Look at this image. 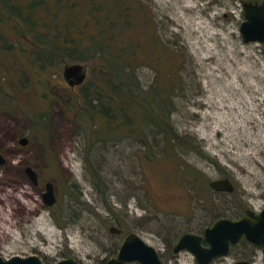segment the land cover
<instances>
[{
  "label": "rangeland",
  "instance_id": "obj_1",
  "mask_svg": "<svg viewBox=\"0 0 264 264\" xmlns=\"http://www.w3.org/2000/svg\"><path fill=\"white\" fill-rule=\"evenodd\" d=\"M96 1L114 16L118 9L127 12L118 19L120 36L136 45L133 52L124 45V63L134 70L141 93L155 89L172 101L169 120L181 143L144 125L141 109L129 111L131 124H121L122 115L112 125L88 117L82 90L97 92L106 104L111 95L90 64L81 87L71 88L62 75L71 62L57 59L53 83L45 85L39 80L48 72L23 63L26 51L0 49V150L15 151L20 134L31 142L0 166V208L10 205L7 192L14 183L42 199L41 185L17 177L22 161L34 162L41 179L53 182L56 196L55 205L41 206L36 217L30 212L20 224L16 220L10 234L0 237L2 256L37 253L55 264L70 255L83 264H106L108 249L122 238L110 226L152 241L197 229L201 220L204 227L220 214L264 207V43L242 39L246 0ZM39 13L40 24L52 18L47 9ZM63 15V23L78 18ZM15 28L0 24L19 46ZM96 29L92 24L86 31ZM221 177L230 178L233 191L209 186ZM259 257L256 264H264Z\"/></svg>",
  "mask_w": 264,
  "mask_h": 264
},
{
  "label": "trees",
  "instance_id": "obj_2",
  "mask_svg": "<svg viewBox=\"0 0 264 264\" xmlns=\"http://www.w3.org/2000/svg\"><path fill=\"white\" fill-rule=\"evenodd\" d=\"M83 2L84 0H63V2L31 0L26 4H19L0 0V12L8 11L9 16H30V35L37 46L30 60L34 66L39 63L40 66L47 67L57 56L71 63L87 66L90 64L93 73L105 78L111 90L109 104L101 101L97 92L90 95L82 90L79 94L85 103L83 107L87 110L85 112L88 117L99 116L100 120L104 119L102 123L108 119L112 125L116 123L118 116L122 115L121 124H131L129 111L141 109L144 125L152 124L160 133L165 134V139L169 137V140L181 143L175 136L169 120L172 101L168 97H158L162 92L155 89L144 90L142 94L137 88V82L134 81V70L124 63L126 61L124 45L129 43L131 52L136 45L133 41L123 42L120 36L119 29L123 27V23L118 19L127 12L118 9L115 12L117 16H114V12L99 1ZM46 9L49 10L48 16L52 18L47 20V23L40 24L36 16H44L39 12ZM70 11L73 12L72 15L67 14ZM63 13L68 16H75L78 13L76 15L78 18L74 22L63 23L60 17L64 16ZM92 24L96 26V31L87 32V27ZM37 28H42L43 31H37ZM102 94L105 95L104 92ZM153 97L158 98L153 99ZM123 101H127L131 107H126ZM78 111L84 114L82 108Z\"/></svg>",
  "mask_w": 264,
  "mask_h": 264
},
{
  "label": "flooded vegetation",
  "instance_id": "obj_3",
  "mask_svg": "<svg viewBox=\"0 0 264 264\" xmlns=\"http://www.w3.org/2000/svg\"><path fill=\"white\" fill-rule=\"evenodd\" d=\"M246 2H251L253 4H258V5L264 4V0H246V1H243L242 2L243 13H244V3H246ZM7 20H9V21H7ZM29 20H30V16H7V18H5L4 16H0V24H3V23L8 24V22H10V25H14V26L17 25V27L15 28V32L18 36H21V38L19 39L21 41V44L19 46H16L19 43L17 41H15V39L14 40L9 39V37L7 35H5L3 33V31L0 29V49L3 52H8V50H10L11 48L18 47L19 50L21 49L20 51H22V52L26 51V52H23V55H24L23 63L26 62L28 65H31L30 60L32 58V54H34L33 51L36 49L37 46L35 45L34 41L31 39ZM15 21L17 23H15ZM37 31L41 32L43 30H42V28H40V29L37 28ZM55 58L56 59H53L50 61L51 63L48 64L47 67L46 66L42 67L39 65V63L35 64L36 66H34V64L31 65V66L37 67L38 70L43 69L44 71L48 72V76L45 75L44 79L39 80L40 82L45 83V85L46 84L52 85V83H53L52 78L54 77L55 74H54V71L51 68V66L56 64L57 59H60L59 57L57 58V56ZM61 60H62V58H61ZM87 67H88L87 65H84V68L86 71V76H87V70H86ZM86 76H85V79H86ZM21 79H23V78H21ZM85 79L83 80L82 83H79V84H75V85H69L68 83L67 84L71 88H75V87L79 88L84 83ZM20 84H22L24 86L25 81L21 80ZM46 93H48V90L44 93L43 97L46 96ZM0 97H2V95H0ZM1 106L2 105H0V107ZM3 110H5V109H3ZM21 138L26 139L25 143H22L20 141ZM14 143L16 144V150L14 151L13 149H9V152H11L13 154L7 155L9 152L7 153V152L0 150V166L2 164H8L9 165V162L7 160L8 156L14 155L18 151L23 150L31 142H30L28 135L25 134L23 136V134H20L18 136V138H16V141ZM33 164H34V162H30V161L23 162L22 161V163H21L22 166L20 167L21 173L16 174V175L18 178L29 180L32 183V185L36 188L39 185H41L43 188L41 191L42 199L38 198L40 200L39 207L30 211L34 214L33 216L36 217L41 212V211H39L41 206H42V208H45L47 206L50 207V206L55 205L56 196L54 194L55 201L51 205L46 204L45 199H44V193L46 191V184L48 182H51L52 187H53V182L45 180V179H41L39 172L36 170V168L33 166ZM29 168H31L36 175V181L35 182H33L31 179L30 173L28 172ZM16 175H14V176H16ZM221 178H224V177H221ZM14 185H16V184L14 183L8 189L7 197L9 199V203H10V205L8 206L10 208L9 211L11 213V216L13 217V223H14V227H15L16 226V220H17V223L20 224V219L27 217L30 212L28 211V213H27L25 211L26 209H25L24 205L22 204V200H24L23 196L25 198L29 199L28 194H27V196H25L26 194L24 193V194H22V196H20L19 194H17V192H19V191H17L18 189ZM53 193H54V187H53ZM16 194L19 195L20 198H18ZM15 208L23 210V217L21 214L18 215L19 211H17ZM262 209H264V207H262L258 210H254L253 208H245L244 212L240 215L220 214L219 216L215 217L211 222L205 224L204 227H202V220H201L199 223V227L197 229L185 230V231L181 232L180 234H178V236L173 235L171 238L170 237L168 238L166 236L165 237L160 236V237H154V238H152V241H149L148 239L141 237L138 233H136V232H134V233L138 234L140 236V238L145 243L151 245L154 248L156 255H157L161 264H256L255 260L257 258L258 253H261V258L259 257V259H261V261L264 262V254L262 252V248L257 246L256 244L250 242L249 240H247L244 237H241L236 243L230 244L226 253L216 255L211 259H208V256L206 254L202 258V248H204V249L209 248L208 243L203 238V231L206 227H209L213 223V221L217 218L226 217V218H230V219H238L242 216H248L249 218H254V215L257 214L258 212H260ZM248 211H251L252 213L248 214ZM201 218H202V215H201ZM22 221L24 223L26 222V220H22ZM116 228L118 229V231L115 233L111 232L110 230L109 231L111 233L117 235V236L122 235V238H121L119 245L117 247L115 245L114 247L108 249V251L110 252L109 253L110 255L107 258L106 264H110V261L112 259L116 258L119 247H120L124 237L128 233L133 232V231L125 232L123 228L118 227V226ZM184 233H190V234H193L196 236V238H191L188 241L190 242V244H192L191 245L192 248L199 249L200 254H197L196 251H194V249H192L190 247L189 248L188 247H181L180 249H177V250L175 249L180 236ZM2 245H3V243L2 244L0 243V257L3 259H7V258L14 256V255L23 256V257L29 256V255H37V253H31V254H25V255H23V254L21 255L18 253H12L8 256H2L1 255L3 253ZM37 256H39V255H37ZM69 257L76 259L74 256H70V255L62 256L60 259L69 258ZM76 260L80 264H83L78 259H76ZM44 264H46V263L44 262ZM124 264H142V263H140L137 260H131V261H125Z\"/></svg>",
  "mask_w": 264,
  "mask_h": 264
},
{
  "label": "water",
  "instance_id": "obj_4",
  "mask_svg": "<svg viewBox=\"0 0 264 264\" xmlns=\"http://www.w3.org/2000/svg\"><path fill=\"white\" fill-rule=\"evenodd\" d=\"M239 31L244 42L259 41L264 43V4L258 5L251 2L244 3V19L240 23ZM65 81L69 85L82 83L86 71L81 63L66 64L62 71ZM20 141L25 143L26 139L21 138ZM33 182L36 181V175L31 168L28 169ZM209 186L216 191L231 192L234 185L228 177L215 178L209 181ZM46 204L51 205L54 201V193L52 183L46 184L44 193ZM251 211H248V214ZM109 230L113 233L118 229L111 226ZM241 237L246 238L250 242L262 248L264 254V209L254 215V218L242 216L238 219H230L226 217L217 218L213 223L206 227L203 231V238L208 243L209 248H202V258L207 254L208 259L216 255L226 253L228 247L232 243H236ZM196 238L195 235L184 233L180 236L175 249L181 247H190L192 244L188 240ZM197 254L199 249L192 248ZM137 260L142 264H161L154 248L145 243L138 234L134 232L128 233L117 253L116 258L110 261V264H124L125 261ZM0 264H44L42 259L37 255L18 256L14 255L7 259L0 257ZM55 264H80L74 258H63Z\"/></svg>",
  "mask_w": 264,
  "mask_h": 264
},
{
  "label": "bare ground",
  "instance_id": "obj_5",
  "mask_svg": "<svg viewBox=\"0 0 264 264\" xmlns=\"http://www.w3.org/2000/svg\"><path fill=\"white\" fill-rule=\"evenodd\" d=\"M23 188H20L17 191H20V192L24 191L30 195L31 199H27L26 201L22 200V204L24 205L26 209L25 211L28 213V211L30 212L36 209L37 207H39L40 200L37 197H34L33 195H31L30 191H28L26 188L24 189ZM19 195L21 196V194ZM19 195H17L18 198H20ZM8 206L5 205V207L0 208V237L9 235L10 231L14 227L13 217L11 216V213L9 211L10 208Z\"/></svg>",
  "mask_w": 264,
  "mask_h": 264
}]
</instances>
